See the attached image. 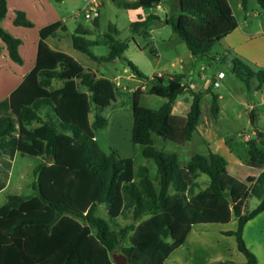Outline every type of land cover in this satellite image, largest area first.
<instances>
[{
  "label": "trees",
  "instance_id": "obj_1",
  "mask_svg": "<svg viewBox=\"0 0 264 264\" xmlns=\"http://www.w3.org/2000/svg\"><path fill=\"white\" fill-rule=\"evenodd\" d=\"M115 1L128 8H150L162 0ZM248 2L242 0L245 10ZM258 2L264 8V0ZM172 6L175 12L165 18L151 12L132 21L131 32L149 36L153 22L168 23L193 55L208 62L223 61L213 47L239 26L229 0H173ZM7 12L8 0H0V38L10 57L23 63L22 39L2 25ZM98 19L99 15L92 20L95 25ZM14 23L35 25L21 9ZM60 30H67L61 19L39 29L36 63L10 95L13 114H0V138L17 135L20 154L43 159L34 169L35 193H9L0 206V264H116L114 252L124 253L128 264H166L194 225L227 223L233 215L237 228L224 233L235 235L238 249L246 256L243 264H261L246 243L244 228L264 211V198L254 209H247L252 195L248 184L226 173L227 159L212 149L208 154L194 153L182 165L178 153L155 146L154 134L179 143L192 139L201 122L204 91L194 89L187 74L179 72L167 79L155 74L149 88L133 92L132 139L145 146V157L156 161L153 178L146 165L136 168L134 159L118 149H102L96 130L108 125L104 111L116 106L119 84L98 77L68 52L53 48L47 39L60 36ZM117 31L111 24L104 35L107 55L92 51L96 41L87 38L91 30L82 25L71 34L73 46L98 62L112 61L129 47V39L113 34ZM126 60L141 74L132 60ZM231 65L233 74L247 84L245 75L257 76L259 88L264 83V68L256 70L238 55ZM146 91L167 101L157 109L143 106L140 97ZM185 91L192 102L183 116L173 108ZM219 110V95L212 93V112L218 115ZM250 118L255 125L253 109ZM261 135L249 141L250 164L259 167L264 166L259 145L264 144L263 131ZM202 174L209 177L205 186L198 179ZM101 204L107 217L99 212ZM121 218L131 221L122 224Z\"/></svg>",
  "mask_w": 264,
  "mask_h": 264
},
{
  "label": "rangeland",
  "instance_id": "obj_2",
  "mask_svg": "<svg viewBox=\"0 0 264 264\" xmlns=\"http://www.w3.org/2000/svg\"><path fill=\"white\" fill-rule=\"evenodd\" d=\"M50 1L53 2L68 26L66 31H59L60 36L58 37L62 39L57 42V46L74 56L86 68L94 70L98 77L105 76L114 79L119 84L120 93L116 106L107 107L104 111L108 118V125L96 130V138L99 144L105 151L116 148L121 155L132 157L136 168L139 165H146L150 176L154 178L157 174L156 161L153 158L145 157L143 154L145 146L135 143L132 139L133 92L138 87L149 88L154 80L152 75L157 72L167 73L166 76H163L167 79L177 72L183 71L180 68V59L181 62L184 61L186 66L193 59L189 47L172 25L168 23L153 22L150 26L149 36L133 34L130 29V22L138 18V14H134L132 11L134 9L121 6L114 0H101L104 2V8L103 12L100 13V25L94 36L88 35L90 40L97 41L91 47L92 51L98 56L108 54L109 47L105 43L104 35L109 32L111 24L118 29L117 32L113 33L117 38L129 39V47L121 57L112 61L98 62L85 52L75 48L72 42L71 34L79 23L86 26L92 25V20L86 18L82 11L85 0ZM229 2L239 20V26L231 36L222 39L213 47L217 56L224 58V60L208 62L198 58L195 63L196 68L194 67L195 69L189 73V76L193 78V83L195 82L193 88L204 91L201 101V122L198 130L192 139L185 143L165 139L157 134H154V138L157 148L178 153L182 165H185L194 153L208 154L212 149L227 159L226 173L242 179L251 186L257 181V175L262 170V167L249 164V141L255 137L258 138L256 128L264 132V83L259 88L257 76L248 77L247 75L244 78L248 79V84L242 81L241 78L233 74L231 61L232 57L238 55L254 69L264 68V8L258 0H249L246 10L242 7V0H229ZM172 5L173 0H163L160 13L163 16L172 14L175 12ZM78 13L79 15H77ZM5 28L10 31L8 27ZM11 32L18 33L19 31L14 29ZM239 33H247L249 38L243 39ZM49 41L53 44L56 43L53 38ZM0 49L2 50V48ZM227 49H231L232 53H229ZM126 59L132 60L141 74L135 72L128 65ZM215 64L219 66L216 67ZM220 70L224 71V76H219ZM216 80L219 81L217 85L215 84ZM187 81L186 77L184 82ZM212 93L222 95L219 97L221 108L218 115L212 112ZM166 101V97L147 91L142 93L140 97L141 105L153 109L159 108ZM191 102V94L185 91L177 97L173 112L178 115H186ZM2 103L3 100H0V111ZM252 109L256 118L255 125L250 118ZM7 112L8 115L12 114L11 110ZM261 137L263 136L261 135ZM259 145L264 150V144L259 143ZM2 146L8 148L5 144ZM41 161V156L22 154H19L17 160H11L10 179L7 182L5 192L0 196V204L6 201L8 193L26 195L35 193L34 168ZM198 179L205 186L209 177L207 174H202ZM258 181L264 189V176H261ZM259 202L260 196L255 191L249 198L247 209H254ZM99 212L102 216L107 217L105 204L100 205ZM236 220L235 215H233V221L229 227L237 224ZM129 221H131L130 218L119 220L122 224ZM210 227L214 229L219 226L214 224ZM190 233L186 242L169 255L166 264H194V227ZM229 238L235 241V237L229 236Z\"/></svg>",
  "mask_w": 264,
  "mask_h": 264
},
{
  "label": "crops",
  "instance_id": "obj_3",
  "mask_svg": "<svg viewBox=\"0 0 264 264\" xmlns=\"http://www.w3.org/2000/svg\"><path fill=\"white\" fill-rule=\"evenodd\" d=\"M162 1L160 2V4L154 7H150V8L138 7V8H133L134 10L132 11L134 12V14L135 13L138 14L137 19H139L140 16L145 17L151 12L159 13L162 18H165L167 17L168 14L163 16L160 13ZM103 8H104V2H102V8L100 10V13L103 12ZM18 9L24 10L27 13L28 17H30L35 22V25L29 27V26L15 24L14 18L16 16V11ZM59 19L64 21V18L57 11L55 5L50 0H8V12L6 17L2 21V25L8 27L10 29V32L11 30L14 31V29L19 31L18 33L17 32H12V33L18 37L21 36L20 38L22 39V43L19 46V51L22 55L23 63H18L10 57L6 44L0 38V48H2V50L0 49V53H1L0 54V100H3L0 114L8 115L7 111L11 110L12 112L11 103H10L11 92L23 81L25 75L33 68V66L36 63L37 54H38V45L40 41L39 29L42 26ZM99 21H100V14L98 19V25H95L94 22L92 21V25L86 26L84 24L79 23L78 26L82 25L85 28L91 30V33L87 34V38H88V35L94 36L95 32L97 31V28L100 25ZM237 28L233 30L231 33H229L225 38L231 36V34H233L237 30ZM239 35L246 40L249 38V35L247 33L245 34L239 33ZM51 38L56 40L55 41L56 43L53 44L51 41H49ZM61 39L62 38L59 39V37H57V39L56 37H50L47 39V42L53 48L58 50H63L62 48L57 46V42L60 41ZM25 44H27V47H25ZM192 57H193L192 62L187 66L186 64H184V61L182 60L183 62H181L180 59V68L183 69V71H179V72H184L187 74L188 79L191 81V86L193 87V85L195 86V82L193 83V78L189 76V73L191 70L196 68L195 63L199 57H196L193 54ZM155 74H162L163 76L167 75V73L165 72H157ZM155 74H153L152 77ZM221 96L222 95L220 94L219 97ZM17 141H18L17 135L16 136L6 135L0 138V196L3 192H5V189L7 187V182L10 179L9 176L12 169L11 160H17L20 154L17 148ZM3 144H5L8 148L2 146ZM261 169L262 170L260 174L257 175V178L259 180L261 176H264V166ZM257 181H255L251 186L248 185V187L251 193L255 191L257 192V194L260 196V201H261L264 198V189L261 183L259 184V181L258 183ZM7 195H6V200H7ZM4 203L0 204V206L3 205ZM232 221H233V217L227 223H204V224L194 225V264H210L217 260L225 261L222 264H243L246 261V256L244 255L243 252H241L238 249L235 235H227L226 233H224V231L226 230L237 228V224L229 227V224ZM214 224H218L219 226V227H215L214 228L215 230L212 227H210L211 225L214 226ZM190 232H192V230ZM190 234L191 233H189V235ZM229 236L235 237V241L233 239H230ZM188 238L189 237H187V239ZM244 238L246 240L248 247L256 253L258 257V261L261 264H264V211L258 213L257 215L250 218L246 222L244 228Z\"/></svg>",
  "mask_w": 264,
  "mask_h": 264
},
{
  "label": "built area",
  "instance_id": "obj_4",
  "mask_svg": "<svg viewBox=\"0 0 264 264\" xmlns=\"http://www.w3.org/2000/svg\"><path fill=\"white\" fill-rule=\"evenodd\" d=\"M102 7V1L101 0H85V4L83 7V12L86 18H89L90 20H94L99 14ZM79 15V13L77 14ZM224 71H219V76H224ZM162 75V74H158ZM153 78V77H152ZM215 84H219V81L216 80Z\"/></svg>",
  "mask_w": 264,
  "mask_h": 264
},
{
  "label": "water",
  "instance_id": "obj_5",
  "mask_svg": "<svg viewBox=\"0 0 264 264\" xmlns=\"http://www.w3.org/2000/svg\"><path fill=\"white\" fill-rule=\"evenodd\" d=\"M255 130H256L258 138H260L261 136L260 129L256 128ZM112 256L116 264H128V257L124 253L114 252Z\"/></svg>",
  "mask_w": 264,
  "mask_h": 264
}]
</instances>
